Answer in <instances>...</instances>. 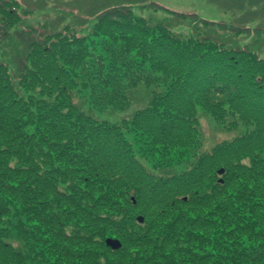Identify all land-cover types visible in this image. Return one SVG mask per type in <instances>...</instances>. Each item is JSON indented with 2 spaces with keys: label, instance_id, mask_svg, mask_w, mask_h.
<instances>
[{
  "label": "trees",
  "instance_id": "trees-1",
  "mask_svg": "<svg viewBox=\"0 0 264 264\" xmlns=\"http://www.w3.org/2000/svg\"><path fill=\"white\" fill-rule=\"evenodd\" d=\"M123 1L77 33L0 0V49L20 46L13 70L0 59V264H31L33 231L36 264H264V59L209 31L250 30L149 3L173 17L152 24L130 4L146 0ZM139 85L163 90L118 124L74 101L122 110ZM197 107L244 135L203 151Z\"/></svg>",
  "mask_w": 264,
  "mask_h": 264
},
{
  "label": "rangeland",
  "instance_id": "rangeland-1",
  "mask_svg": "<svg viewBox=\"0 0 264 264\" xmlns=\"http://www.w3.org/2000/svg\"><path fill=\"white\" fill-rule=\"evenodd\" d=\"M19 4V12L24 18L22 12L26 14L24 19L25 25L36 27L43 25L46 29H50L49 24H59L61 29L65 25L74 27L77 33L87 32V29L92 24V19L96 13L104 10L107 6H117L124 2L123 0H17ZM131 2V1H130ZM129 1L126 3H130ZM149 3H153L172 12L192 13L209 22L222 23L232 25L238 28L249 29L250 31H241L239 33L221 29L218 26H213L209 31L212 32V37L220 40L228 45V47L247 48L253 51L258 57L264 59V0H146L143 2H131L133 5V13L137 16L148 18L152 24L160 21L167 23L173 19L170 12L146 7ZM82 17L85 20L79 19ZM88 18V19H87ZM88 20V21H87ZM83 23L82 26H80ZM172 31L187 35L190 24L187 22L171 23ZM259 29V31H256ZM206 31V30H204ZM211 37V38H212ZM13 37L5 44L8 47L0 49V59L5 61L10 70L14 69V65L9 61L11 58L10 48L16 52L20 46L15 42ZM163 90L161 87L139 85L133 88V101L130 106H123L119 109H100L93 106L91 99L87 98L89 94L83 93L75 97L77 104H82L85 107L84 111L89 109V112L98 120L107 121L109 123H121L132 118L134 113L146 106L152 97L154 91ZM87 91V90H86ZM85 100L83 103L82 101ZM196 121L199 129V137L202 142V150L210 151L216 144L223 141H229L244 135L245 128L242 126L236 129H227L225 126L218 124L209 112H206L201 107L196 108ZM127 138L132 142V148L135 154L142 161L143 166L151 170L154 164V158L146 154H137V151L142 152V143L132 141L133 135L131 132L127 134ZM139 148V149H138ZM160 159V155H157ZM173 172H181L185 166H173ZM17 222L13 219L11 226ZM14 229L11 236L7 238L16 239ZM25 235L26 238L21 239L24 254L30 260L31 264H36L39 249L35 246V232ZM17 240H14L16 243ZM18 243L17 245H20Z\"/></svg>",
  "mask_w": 264,
  "mask_h": 264
},
{
  "label": "water",
  "instance_id": "water-1",
  "mask_svg": "<svg viewBox=\"0 0 264 264\" xmlns=\"http://www.w3.org/2000/svg\"><path fill=\"white\" fill-rule=\"evenodd\" d=\"M138 221L141 222L142 219L138 218ZM107 245L110 246L112 249H118L120 247V244L116 240H107Z\"/></svg>",
  "mask_w": 264,
  "mask_h": 264
}]
</instances>
